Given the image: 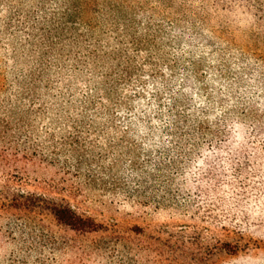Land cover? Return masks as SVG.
<instances>
[{
  "label": "rangeland",
  "instance_id": "374dc122",
  "mask_svg": "<svg viewBox=\"0 0 264 264\" xmlns=\"http://www.w3.org/2000/svg\"><path fill=\"white\" fill-rule=\"evenodd\" d=\"M262 125L264 0H0V264H119L82 260L49 215L6 212L8 188L53 186L110 228L93 239L197 234L209 264H264V218L210 256L213 227L191 216L199 152Z\"/></svg>",
  "mask_w": 264,
  "mask_h": 264
},
{
  "label": "trees",
  "instance_id": "16d2710c",
  "mask_svg": "<svg viewBox=\"0 0 264 264\" xmlns=\"http://www.w3.org/2000/svg\"><path fill=\"white\" fill-rule=\"evenodd\" d=\"M193 176L195 212L191 216L205 213L200 221L213 227L215 244L210 256L218 252L234 255L243 250L248 246L241 245L245 232L264 218V125L245 131L232 129L211 141L206 150L199 152ZM6 196L7 213L27 220L49 215L75 234L67 244L82 252V260L95 253H109L112 262L118 259L119 264H139L132 257L136 250L154 252L155 258L148 259L146 264H209L203 255L206 249L202 247V238L197 234L184 239L168 231L157 232L149 236L148 245L136 244L131 235L117 231L100 240L91 238L108 233L110 228L73 206L69 201L75 196L72 190L53 186L47 191L29 193L8 188ZM132 232L136 236L144 234L140 228ZM128 244L135 248L119 252V247L126 248ZM187 249L191 253H186Z\"/></svg>",
  "mask_w": 264,
  "mask_h": 264
}]
</instances>
